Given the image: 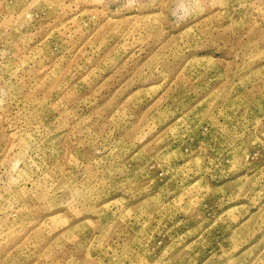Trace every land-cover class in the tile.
<instances>
[{"label": "rangeland", "instance_id": "rangeland-1", "mask_svg": "<svg viewBox=\"0 0 264 264\" xmlns=\"http://www.w3.org/2000/svg\"><path fill=\"white\" fill-rule=\"evenodd\" d=\"M0 264H264V0H0Z\"/></svg>", "mask_w": 264, "mask_h": 264}]
</instances>
